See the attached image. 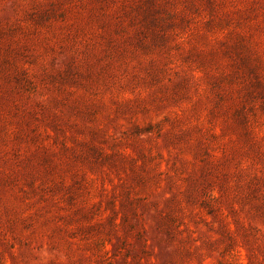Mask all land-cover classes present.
Listing matches in <instances>:
<instances>
[{
	"label": "rangeland",
	"instance_id": "1",
	"mask_svg": "<svg viewBox=\"0 0 264 264\" xmlns=\"http://www.w3.org/2000/svg\"><path fill=\"white\" fill-rule=\"evenodd\" d=\"M0 264H264V0H0Z\"/></svg>",
	"mask_w": 264,
	"mask_h": 264
}]
</instances>
